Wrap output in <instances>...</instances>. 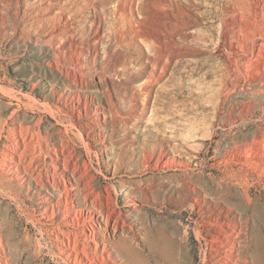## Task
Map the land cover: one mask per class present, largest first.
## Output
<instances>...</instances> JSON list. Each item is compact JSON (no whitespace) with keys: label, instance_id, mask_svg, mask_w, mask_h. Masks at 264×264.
<instances>
[{"label":"rangeland","instance_id":"rangeland-1","mask_svg":"<svg viewBox=\"0 0 264 264\" xmlns=\"http://www.w3.org/2000/svg\"><path fill=\"white\" fill-rule=\"evenodd\" d=\"M140 2L134 3V19L177 23L181 32L178 58L152 87L147 105L146 76L135 74L154 65L136 63L138 50L113 53L116 0H0V120H9L8 129L42 118L41 129L52 132L69 123L66 113L78 120L69 87L73 72L83 70L90 85L82 93L92 108L83 111L82 122L98 124L85 135L91 147L80 144L77 152L87 183L108 205L102 213L91 207L88 212L110 238L113 260L203 264L212 245L198 235L199 221L203 215L214 221V214L229 208L232 219L245 222L250 264H264V170L256 164L264 159V0ZM226 8L229 28L222 23ZM138 43L149 52V42ZM76 49L96 53L95 60L81 56L84 67L75 68L69 53ZM109 96L120 110L117 116L110 112ZM5 144L0 137V161ZM23 191L21 204L0 191V216L11 226L9 263L66 264L51 239L53 225L33 221L43 217L44 198L56 195L34 182ZM76 204L82 207L79 198ZM107 210L119 229L105 226ZM93 220L81 227L89 232Z\"/></svg>","mask_w":264,"mask_h":264},{"label":"bare ground","instance_id":"bare-ground-1","mask_svg":"<svg viewBox=\"0 0 264 264\" xmlns=\"http://www.w3.org/2000/svg\"><path fill=\"white\" fill-rule=\"evenodd\" d=\"M116 1L117 6L115 7V11H118L117 18L111 24V27H113L111 31L113 45L116 47L113 53L119 51L132 53V50H138L140 56L135 58L136 63L144 61L145 66L150 63L154 65L150 71L140 70L135 74V76H146L145 81L142 83V91L144 92L145 105H147L148 101L151 100L152 87L162 82L167 76L170 62L178 58L180 27L177 23V27H175L172 22L168 21L147 22V16L142 19H134L130 15L134 12L133 9L135 8L133 7L136 0ZM145 2L146 0H141L140 3L145 4ZM122 7H124L123 10H121ZM128 11L129 13H127ZM223 16L222 23L224 27L229 28L231 10L226 8ZM172 26L174 29L171 32L168 31ZM242 26L238 27L239 30L243 28ZM138 40L149 42V52L140 47ZM69 54L73 59L72 63L75 68L80 69L81 66L84 67L81 62V56L86 57L88 54L86 50H71ZM95 54L92 56L89 53L88 55L92 57L91 59L95 60ZM58 55L61 58L66 56L62 54ZM108 55L112 56L113 54L109 51ZM75 56H77L76 59ZM56 58L58 59V57ZM75 71L78 70L75 69ZM84 73L83 70H81L79 75L73 72V76L70 77L72 84L69 88L72 94L69 96L74 101L73 109L75 108L74 112L78 114V120L69 113H66L65 115L70 116V121L64 125V128L53 132L43 131L40 126L41 118L34 125H25L21 122L15 126H9L7 129L6 125L9 120H0V137H4L6 141L2 150V160L0 161V191H7L20 204L26 202L22 199L23 188L26 183L34 182L39 188L53 191L56 198L52 199L50 196H46L44 198L46 205L42 212V219L33 218V221L34 224H37L46 219L47 222L53 225L52 231L54 236L51 239L58 245V252L63 256L66 264H120L118 261L113 260L112 249L109 248L110 238L108 239L106 236L104 228L96 224L97 222L95 223L93 220L94 216L92 215L93 212H88L90 207L101 212L106 203L104 204L99 193H96L91 183H87L83 163L81 164L80 161L81 156L77 152L80 144L86 148L91 147V143L85 138V135L90 136V131L98 124L92 122V125L82 122L85 114L83 111L87 112L92 108L86 100L87 96L82 93L90 85L85 80ZM68 74L71 75V73ZM2 91L6 93L7 89ZM9 94L7 95L9 96ZM134 95L138 96L137 92H134ZM108 102L110 103V112L114 116H117L120 110L116 107V103H114L111 96H109ZM42 105L46 110L50 109L51 113H53L48 104L43 103ZM103 113L105 114L106 111ZM96 114H98V110H96ZM96 117L99 118L98 115ZM61 121L65 122L64 119ZM74 130H77L78 133H75ZM255 140L259 142L261 141V137L257 136ZM262 141L264 143V138ZM249 146L251 145L249 144ZM252 150L254 148H251V152ZM256 161L257 166L262 167L264 170V159ZM255 170L257 171V169ZM27 194L30 198V194ZM78 198L82 202L81 208H78L76 204ZM247 200L249 204L252 203V199L248 196ZM106 206L108 205L106 204ZM234 207L241 208L238 204H234ZM231 213L232 210L226 208V211H220L219 215H213L214 221L206 220L205 215L202 216V221H199L200 231L198 230V235H203V238L212 245V249L207 248L205 250L203 264H250L249 254L246 251L245 238L247 230L244 228L245 222L239 218L232 219ZM87 218L92 219L95 223H91L89 232L81 227ZM111 221V212L107 210L104 218L105 226L107 228L112 226L115 229H119L118 224H111ZM201 222H210L213 228L203 229L201 228ZM10 232V222L3 216H0V264H10L6 253V237L7 233ZM118 246L128 252V246L123 243H118Z\"/></svg>","mask_w":264,"mask_h":264}]
</instances>
